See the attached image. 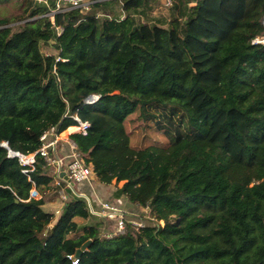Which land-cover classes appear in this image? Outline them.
I'll use <instances>...</instances> for the list:
<instances>
[{
  "label": "trees",
  "instance_id": "16d2710c",
  "mask_svg": "<svg viewBox=\"0 0 264 264\" xmlns=\"http://www.w3.org/2000/svg\"><path fill=\"white\" fill-rule=\"evenodd\" d=\"M15 1L22 12L0 17V264H264V0H170L156 19L140 16L168 0H100L53 21L56 0ZM75 112L83 162L155 224L105 237L42 155L31 169L8 154L35 152ZM54 177L58 215L30 195Z\"/></svg>",
  "mask_w": 264,
  "mask_h": 264
},
{
  "label": "built area",
  "instance_id": "2783aa9c",
  "mask_svg": "<svg viewBox=\"0 0 264 264\" xmlns=\"http://www.w3.org/2000/svg\"><path fill=\"white\" fill-rule=\"evenodd\" d=\"M98 1L100 0H56V7L52 9L50 19L53 21L54 13L64 11L67 8H79L81 12H87V10H90L92 5ZM67 4H70V6L66 7ZM261 24L264 28V11L261 17ZM57 29L60 32L62 30V27L58 26ZM252 42L264 44V35L255 37ZM96 99H98L97 95H89L83 98V103H91ZM71 117L76 121V124L71 125L72 127L69 126V128H73V129L68 131L67 135L70 136L74 132L86 134L89 127V122L86 120L84 121L81 120L76 112L71 114ZM49 134L52 133H44L41 136V140L43 141V144L35 152H32L31 154L29 153L30 155L20 154L19 152L17 153V155H13V156H17L22 164L29 165L32 169L34 156L36 153H39L46 160L48 167L54 170V173H57L59 177H61L59 173L60 171H64V173L68 176L69 182L71 184H74L77 188H79L78 186L81 185L82 183H88L90 185H93V176H94L93 172L89 167V165H86L83 162L81 158V154L76 148L75 143L72 140L69 142L70 155H69V159L65 160L63 156H57V155L55 156L54 153H49L48 149L53 148V143H54L53 138L50 140H46ZM52 135L55 136L54 139L58 140L59 133ZM28 155L30 156L29 159L23 158ZM27 170L28 169H23L24 172H26ZM33 186L35 187V185ZM30 191H31L30 195L33 196L32 194H34L33 192L35 190L31 189ZM61 196L66 197V194L63 195L61 194ZM94 213L100 218L105 219L107 223L109 222L114 223L115 229L106 231V233H104L105 237H112L114 235L122 234L125 231V221H130L136 227L142 226L145 223V222L143 223L141 220L126 219V217L131 215L132 213L126 209H122L119 208L118 206H115L113 202L109 201V199L98 201V208ZM68 257L72 260V264H78L77 257H73V255H69Z\"/></svg>",
  "mask_w": 264,
  "mask_h": 264
},
{
  "label": "rangeland",
  "instance_id": "374dc122",
  "mask_svg": "<svg viewBox=\"0 0 264 264\" xmlns=\"http://www.w3.org/2000/svg\"><path fill=\"white\" fill-rule=\"evenodd\" d=\"M20 0H18L19 2ZM170 0H168V3L167 4H164V3H160L158 4L157 6H155L152 10H149V12H147V15L146 16H140L141 19H156V18H161V17H168L169 16V4H170ZM93 7H91L92 9ZM120 3H115L114 5H111V6H107L105 8V10L103 11L104 14H107V13H110L112 14L111 12H114L116 15L117 14H121V9H120ZM88 11V10H87ZM22 12V9L20 7H18V4L16 3L15 0H10L9 2L7 3H0V17H7V18H11V17H14V16H18L20 13ZM102 10L101 9H97L94 11V13H99V15H103L102 13ZM18 23V22H16ZM16 23H13V24H16ZM23 23V21H22ZM67 129V128H66ZM65 129V130H66ZM62 132V131H61ZM59 132V136L61 138L65 137L66 139L69 140V135H60ZM145 134V137H144V143L147 144L149 142H152V141H155L156 138H157V133L147 129L146 132L144 133ZM63 136V137H62ZM10 154V152L8 153ZM31 154V153H30ZM29 154V155H30ZM28 155V156H29ZM61 155V154H60ZM52 173H54L53 169H51ZM60 174V173H59ZM93 180L95 181L96 184H98V179L97 177L95 176V174L93 173ZM52 183V186L51 188H46L44 186L40 187V188H31L32 190H35L32 194L33 198L35 199H44L46 202L45 204L46 205H50V206H45L44 204V209L45 210H49L50 212H53L55 213L54 215H58L59 212H56L57 210L56 209H59L58 211H61V208H62V204L64 201H66L68 199V197H62L61 194H66L64 192V190L62 189V191H55L53 189V184H54V179L51 181ZM123 183V181H120L117 183V185L115 184H112V185H106L109 189H110V193L112 195L114 189L116 186H121ZM51 185V184H50ZM73 185V188L75 189V191H77V187ZM101 186H99L98 184V188H100ZM101 189V188H100ZM95 190V189H94ZM31 192V191H30ZM94 196L95 198H98L97 201H101V200H105L107 198H104V197H101V195L98 194V192L94 191ZM61 193V194H60ZM101 197V198H100ZM124 197V201L121 202V203H113L115 206H118L119 208H122V209H126L128 210L129 212H131L132 214L127 216L126 219H131V220H141L143 223L149 219H154V218H151L149 213V209L147 208H141V207H137L136 205H133L132 202H130L128 200V198L126 196H122ZM53 198H54V201H53ZM86 203H87V206L91 209V211L94 213L97 208H98V202H94L96 200H92L91 198H86ZM112 198L109 197V201H111ZM58 207V208H57ZM98 220L97 221H100V229L103 233H106V231H110V230H114L115 229V226H114V223L113 222H109L107 223L105 219H102L98 216L97 218ZM75 220L79 223H82V224H85L87 222L86 219H83V218H80V217H76ZM90 221V219H89ZM150 223L152 224H155L154 221H151L149 220ZM158 224H160L161 226L164 225V221H157ZM83 228H81V230L79 231V234L83 233ZM78 234V235H79Z\"/></svg>",
  "mask_w": 264,
  "mask_h": 264
},
{
  "label": "crops",
  "instance_id": "0c3cea01",
  "mask_svg": "<svg viewBox=\"0 0 264 264\" xmlns=\"http://www.w3.org/2000/svg\"><path fill=\"white\" fill-rule=\"evenodd\" d=\"M70 127H72V126H70ZM69 128V127H68ZM67 128V129H68ZM66 129V130H67ZM66 130H63L61 133H60V135H62V133L64 132V131H66ZM68 134V133H67ZM66 134V135H67ZM51 135L52 134H49L48 136H47V138H51ZM63 137V136H62ZM55 138V136L53 135V141H54V143H53V145H54V147H55V149H57V151L54 153L55 154V156L57 155V156H63L64 158H65V160H68L69 159V155H70V141H71V138L69 137V140L68 139H66L65 137H63V138H61L60 136H58V140H56V139H54ZM61 154V155H60ZM54 171V170H53ZM58 180L59 179H57V178H55L54 177V184L53 185H57V183H58ZM98 184H99V186H101L100 188H98ZM98 184H96L95 183V181H93V185H90V184H88V183H82L81 185H79L78 187V189H77V191H78V193L79 194H81V195H83V196H85L86 198H91L92 200H96V201H94V202H98L97 200H98V198H95V197H93L94 196V191H96V192H98V194L99 195H101V197H104V198H107V199H109V197H111L112 198V202L113 203H121V202H123L125 199H124V197H120V198H114L112 195H111V193H110V189L106 186V185H103V184H101V183H98ZM50 186H52V183H51V185ZM34 187V186H33ZM32 187V188H33ZM36 188H40V187H42V186H35ZM34 187V188H35ZM95 189V190H94ZM59 191H62V188L59 190ZM100 197V198H101ZM53 201H54V198H53ZM45 206H50V205H46L45 204ZM58 208V207H57ZM57 211L59 210V209H56ZM49 211V210H48ZM76 218V217H75Z\"/></svg>",
  "mask_w": 264,
  "mask_h": 264
},
{
  "label": "water",
  "instance_id": "95a60500",
  "mask_svg": "<svg viewBox=\"0 0 264 264\" xmlns=\"http://www.w3.org/2000/svg\"><path fill=\"white\" fill-rule=\"evenodd\" d=\"M161 1L163 2L164 0H161ZM3 145L6 146V143L3 144ZM17 153H19V152H16L15 155H17ZM10 155H11V154H10ZM12 156H13V155H12ZM60 176H62L65 180H68V181H69L68 176L64 173V171H60ZM80 253H81V251H80V250H77L76 255L79 256Z\"/></svg>",
  "mask_w": 264,
  "mask_h": 264
},
{
  "label": "bare ground",
  "instance_id": "6f19581e",
  "mask_svg": "<svg viewBox=\"0 0 264 264\" xmlns=\"http://www.w3.org/2000/svg\"><path fill=\"white\" fill-rule=\"evenodd\" d=\"M62 135L64 136V135H66V134H62ZM9 152H10L11 155H15V154H16V152H15V151H12V150H10ZM20 154H22V153H20ZM25 155H26V154H25ZM23 158H25V157H23ZM26 158L29 159L30 156H26ZM26 158H25V159H26Z\"/></svg>",
  "mask_w": 264,
  "mask_h": 264
}]
</instances>
